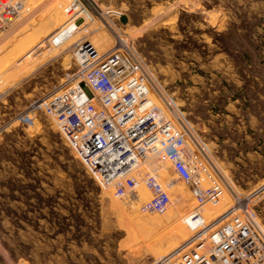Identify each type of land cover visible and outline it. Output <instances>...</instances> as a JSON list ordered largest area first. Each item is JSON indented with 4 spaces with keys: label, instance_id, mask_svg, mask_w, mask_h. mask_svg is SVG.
I'll use <instances>...</instances> for the list:
<instances>
[{
    "label": "rangeland",
    "instance_id": "1",
    "mask_svg": "<svg viewBox=\"0 0 264 264\" xmlns=\"http://www.w3.org/2000/svg\"><path fill=\"white\" fill-rule=\"evenodd\" d=\"M67 2L26 0L0 31V264H159L190 236L183 217L198 204L189 187L162 159L164 214L141 211L155 196L143 185L115 199L38 105L76 69L78 40L99 53L115 45L100 16L124 14L121 34L151 85L177 103L224 179L242 193L264 186V0H88L96 10L82 34L49 47ZM224 209L207 205L204 216ZM254 209L264 223V188Z\"/></svg>",
    "mask_w": 264,
    "mask_h": 264
},
{
    "label": "built area",
    "instance_id": "2",
    "mask_svg": "<svg viewBox=\"0 0 264 264\" xmlns=\"http://www.w3.org/2000/svg\"><path fill=\"white\" fill-rule=\"evenodd\" d=\"M87 2L68 0L62 8L66 22L75 25L72 33L82 34L88 17H94L95 3ZM25 3L0 0V31L26 9ZM79 14L82 23L77 26ZM107 14L111 17L96 19L114 35L115 45L99 53L91 42L78 40L72 51L76 69L62 88L41 100V112L87 172L100 187L112 190L115 199H133L139 185L155 194L154 199L163 195L162 159L189 187L199 204L183 217L190 236L159 264H264V223L254 209L264 186L242 193L224 179L177 103L151 85L143 58L121 34L120 13ZM62 43L50 40L48 45L59 49ZM222 202V212L204 216L207 205Z\"/></svg>",
    "mask_w": 264,
    "mask_h": 264
},
{
    "label": "bare ground",
    "instance_id": "3",
    "mask_svg": "<svg viewBox=\"0 0 264 264\" xmlns=\"http://www.w3.org/2000/svg\"><path fill=\"white\" fill-rule=\"evenodd\" d=\"M79 18H81L80 14L77 15L75 19L78 21V20H80ZM88 19H89V17H88ZM66 23H65V26L59 32V34L57 36H55L54 40H56L57 43H60L61 41L65 40L68 37V35L69 36L72 35V32H73L75 25L73 24V22H70L67 24ZM68 32H69V34L67 35ZM169 204H170L169 196H166L165 194H163V195H161L155 199L152 197L151 200L146 202L141 207V211L143 213H155L156 212V214L161 215V214H164L166 212Z\"/></svg>",
    "mask_w": 264,
    "mask_h": 264
},
{
    "label": "water",
    "instance_id": "4",
    "mask_svg": "<svg viewBox=\"0 0 264 264\" xmlns=\"http://www.w3.org/2000/svg\"><path fill=\"white\" fill-rule=\"evenodd\" d=\"M118 18H119L118 19L119 24H121L122 26L127 25L128 19L124 14H118ZM81 23H82V20L80 19L76 22V25H80Z\"/></svg>",
    "mask_w": 264,
    "mask_h": 264
}]
</instances>
